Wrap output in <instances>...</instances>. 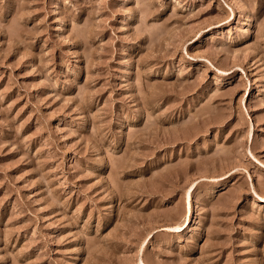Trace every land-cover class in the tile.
<instances>
[{
  "label": "rangeland",
  "instance_id": "obj_1",
  "mask_svg": "<svg viewBox=\"0 0 264 264\" xmlns=\"http://www.w3.org/2000/svg\"><path fill=\"white\" fill-rule=\"evenodd\" d=\"M0 264H264V0H0Z\"/></svg>",
  "mask_w": 264,
  "mask_h": 264
},
{
  "label": "bare ground",
  "instance_id": "obj_2",
  "mask_svg": "<svg viewBox=\"0 0 264 264\" xmlns=\"http://www.w3.org/2000/svg\"><path fill=\"white\" fill-rule=\"evenodd\" d=\"M187 212H188V213L190 212V206H188V208H187Z\"/></svg>",
  "mask_w": 264,
  "mask_h": 264
}]
</instances>
